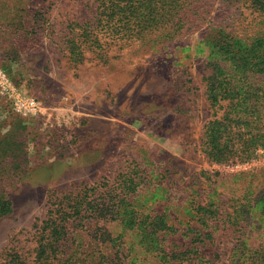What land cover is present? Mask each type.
<instances>
[{"label": "rangeland", "instance_id": "1", "mask_svg": "<svg viewBox=\"0 0 264 264\" xmlns=\"http://www.w3.org/2000/svg\"><path fill=\"white\" fill-rule=\"evenodd\" d=\"M229 82L242 99L213 102ZM259 96L264 0H0V264H264V131L208 155ZM72 196L104 219L39 258L36 225Z\"/></svg>", "mask_w": 264, "mask_h": 264}, {"label": "trees", "instance_id": "2", "mask_svg": "<svg viewBox=\"0 0 264 264\" xmlns=\"http://www.w3.org/2000/svg\"><path fill=\"white\" fill-rule=\"evenodd\" d=\"M129 2L130 0H125ZM228 89L222 94L218 95L211 90V99L215 103H221L222 101H231L237 103L242 99L240 91L237 88V84L234 82L228 83ZM253 97V95H251ZM264 99V96H259ZM247 97L243 101L247 102ZM242 104V103H241ZM255 107L246 108L245 113L239 114L238 119L223 117L216 120L214 123L217 128L213 129L214 139H218L216 148L213 146L212 153H209V157L217 164H225L233 161L236 157L240 158L246 155L248 151H255L257 147V139L259 136H263L264 131V106L256 107L260 109L261 114L259 116H252L250 112ZM247 123V124H245ZM250 123V126H248ZM243 127H246L244 129ZM218 134V135H217ZM256 142V143H255ZM256 144V145H255ZM132 186V185H131ZM137 184H133V190L135 191ZM70 204H65L63 201L51 203L48 212L47 219L41 221V226L38 224V256L44 258L48 256L49 250H54L55 255L62 253L66 245L68 233L71 229V225L76 223L78 219H94L101 217L104 219V209L109 207L107 202L102 201L99 203L94 199L79 197L69 198ZM114 207L119 212L116 203H120L114 199ZM166 220L163 216H159L157 225L154 226V232L165 230L168 228ZM145 231L143 233V238Z\"/></svg>", "mask_w": 264, "mask_h": 264}, {"label": "built area", "instance_id": "3", "mask_svg": "<svg viewBox=\"0 0 264 264\" xmlns=\"http://www.w3.org/2000/svg\"><path fill=\"white\" fill-rule=\"evenodd\" d=\"M27 106V113L28 114H34L38 111V104L34 100L27 99V102L25 104Z\"/></svg>", "mask_w": 264, "mask_h": 264}]
</instances>
